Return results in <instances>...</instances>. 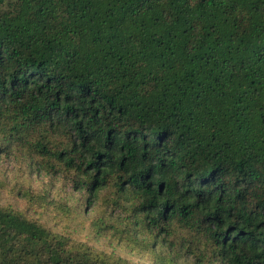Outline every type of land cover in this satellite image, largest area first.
<instances>
[{
  "label": "trees",
  "instance_id": "obj_1",
  "mask_svg": "<svg viewBox=\"0 0 264 264\" xmlns=\"http://www.w3.org/2000/svg\"><path fill=\"white\" fill-rule=\"evenodd\" d=\"M1 156L148 264H264V0H0ZM31 207L0 205V264H136Z\"/></svg>",
  "mask_w": 264,
  "mask_h": 264
},
{
  "label": "rangeland",
  "instance_id": "obj_2",
  "mask_svg": "<svg viewBox=\"0 0 264 264\" xmlns=\"http://www.w3.org/2000/svg\"><path fill=\"white\" fill-rule=\"evenodd\" d=\"M39 190L45 191L46 200L43 203L36 201V192ZM27 200L32 201L31 209L27 210L30 216L54 232H63L64 236L85 242L96 250L118 255L132 263L148 264L135 254L97 238L89 230L88 222L96 215V208L86 207L82 195L73 191L66 181L37 171L32 162L24 158L1 156L0 205L23 210ZM52 200L56 202L55 205L50 204Z\"/></svg>",
  "mask_w": 264,
  "mask_h": 264
}]
</instances>
